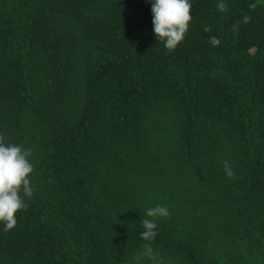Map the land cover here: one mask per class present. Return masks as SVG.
<instances>
[{"label":"trees","instance_id":"trees-1","mask_svg":"<svg viewBox=\"0 0 264 264\" xmlns=\"http://www.w3.org/2000/svg\"><path fill=\"white\" fill-rule=\"evenodd\" d=\"M219 2L169 52L151 0H0V135L34 166L0 264H153L157 205L159 264H264V0Z\"/></svg>","mask_w":264,"mask_h":264},{"label":"clouds","instance_id":"clouds-1","mask_svg":"<svg viewBox=\"0 0 264 264\" xmlns=\"http://www.w3.org/2000/svg\"><path fill=\"white\" fill-rule=\"evenodd\" d=\"M151 4L156 38L164 43L169 52L174 51L184 42L192 22L191 0H151ZM217 7L221 12L227 10L223 0H220ZM30 155V150H25L22 146L6 145L4 136L0 135V223L4 225L6 232L16 227L18 213L27 208L24 197L30 198L34 193L31 179L34 166L29 160ZM224 169L229 177H234L227 161H224ZM146 215L152 219H142L144 231L141 238L148 243L143 245L138 260L147 258L153 264H159L152 247L157 235L155 219L168 217L170 213L166 205H157L147 209Z\"/></svg>","mask_w":264,"mask_h":264}]
</instances>
